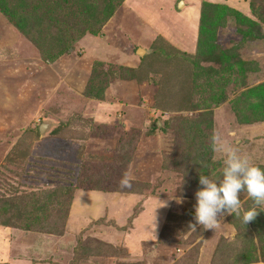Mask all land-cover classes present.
I'll use <instances>...</instances> for the list:
<instances>
[{
	"label": "rangeland",
	"instance_id": "rangeland-1",
	"mask_svg": "<svg viewBox=\"0 0 264 264\" xmlns=\"http://www.w3.org/2000/svg\"><path fill=\"white\" fill-rule=\"evenodd\" d=\"M202 1H114L110 13L99 12L91 20L95 31L85 32L66 52L47 62L32 39L0 12V197L74 184L78 176H86L99 165L112 174V183L127 175L144 186L133 193L93 190L88 185L77 188L62 235L46 232V220L39 230L5 225L15 209L2 205L0 263L69 264L78 239L83 240L80 264H177L180 260L181 264H264V211L247 224L235 214H224L213 229L197 225L185 233L187 244L158 241L167 212L193 216L195 198L177 194L191 149L210 150L207 176L212 179L220 178L228 148L264 169V115L250 122L238 112L241 107L253 114L245 105L264 102V24L258 20V26L249 27L229 17L216 26L213 43L218 49L234 48L241 59L254 60L259 67L246 78L238 73L229 77L219 100L220 64L208 47L200 48L198 43ZM207 1L227 4L253 18L254 12L264 16V0ZM32 4L26 0L30 32L60 35L50 9H34ZM244 32L256 38L249 40L251 34L246 35L238 47ZM155 42L160 43L156 56L152 53ZM167 44L193 55L194 64L181 62L176 50L166 49ZM138 48L145 52L138 54ZM146 55L144 70L156 72L160 63L164 69L148 79L140 70V81L133 69L140 67ZM196 64L202 68L198 73L194 72ZM161 77L167 84L159 103L175 107L184 103L183 110L162 112L156 107L155 81ZM254 86H261L263 97L255 90L237 105L233 103ZM70 118L87 123L85 138L50 135L54 126ZM153 121L163 129L149 133ZM42 122L49 126L41 135L23 138L27 149L23 145L12 149L26 129L39 128ZM81 145L82 158L92 168L78 172ZM164 165L169 169L164 170ZM239 198L241 211L254 206L246 192ZM162 201L167 206L154 210L153 231V209ZM133 211L136 215L130 221ZM99 243L121 246L127 254L91 253Z\"/></svg>",
	"mask_w": 264,
	"mask_h": 264
},
{
	"label": "trees",
	"instance_id": "trees-1",
	"mask_svg": "<svg viewBox=\"0 0 264 264\" xmlns=\"http://www.w3.org/2000/svg\"><path fill=\"white\" fill-rule=\"evenodd\" d=\"M29 2H34L30 7L37 9L38 7H42L41 9L48 8L50 9V19L53 20V24L57 26L60 35L48 36L41 35L36 32H30L29 27L26 23L28 19V14L30 10L27 8L26 0H0V12L3 13L10 21L14 22L15 25L20 28L21 31L26 33L31 39L32 42L38 47L41 59L44 62L51 61L56 58L58 55L66 52L69 47H71L72 42H75L80 36H82L85 32L95 31L92 28L93 23L91 20L94 16L100 12L110 13L112 11V6L114 1L117 0H28ZM38 8V9H39ZM249 11L254 12L249 5ZM255 15L253 18L251 15H244L239 12L237 9L233 7H228L227 4H220L216 2H211L204 0L201 3L200 9V23H199V34H198V43L199 47H208L210 55L213 54L215 59L219 62V67L217 72L219 75L218 86L219 92L217 94L218 98L221 99L223 96L222 89L226 84V81L229 77H232L233 74L238 73L240 77L246 78L248 72H257L259 67L254 60H243L241 57L236 55L234 48L227 49H218L217 45L213 42L216 40V26L219 22L225 23L227 18L234 19L237 24H244L249 27L258 26V20L264 24V16L252 13ZM99 19V18H98ZM97 19V22L100 21ZM94 20V19H93ZM252 33V32H251ZM251 33H243V38L240 40V43H237V46L243 45L245 41L246 35ZM257 34V33H256ZM60 36V38H59ZM256 36L251 34L248 36L249 40H254ZM158 42L153 43L152 53L156 56L157 51L159 49ZM166 49L176 50L173 46L167 44L165 45ZM199 50V49H198ZM151 53V52H150ZM174 53L179 54L177 59L181 62L186 63L187 65L194 64L193 55L184 54V52H178V50L174 51ZM148 54V52L146 53ZM147 56L141 58L140 67L133 69L136 73L135 76L141 81L142 77L138 75V71L144 70L146 68L145 62ZM152 56V55H151ZM195 73H198L202 70L201 66L195 65ZM157 71H153V69H146L143 71L145 77L144 79H148L150 74L160 73L164 66L160 63L157 66ZM96 72V70H94ZM112 73V72H111ZM105 76L109 75V72L103 73ZM116 75V74H115ZM113 75V77H117ZM119 77L123 76L121 74H117ZM112 77V78H113ZM151 78V77H150ZM149 78V79H150ZM152 79V78H151ZM158 83V90L154 95L155 105L162 112L164 111H179L183 110L186 106L185 104H180L178 106H167L160 104L158 99L163 91V86L165 85L166 79L159 78L155 81ZM182 85H185L182 83ZM89 87V85H88ZM261 86H254L251 89L245 90L238 98L234 100V104H238L241 99H245L248 94L252 91L260 90ZM90 91V89H88ZM180 92V91H179ZM183 92V91H182ZM259 93L263 97L262 90ZM180 94V93H178ZM183 95V94H182ZM188 94L183 97H187ZM217 104L218 102L215 101ZM154 105V106H155ZM196 107L194 104H190V108ZM246 108H249L253 114L249 111H243L240 107L238 112L240 114L246 115L249 118L250 122H255L260 120L264 115V102H254L245 105ZM252 114V115H249ZM86 121V120H85ZM164 127H167L168 121L164 119L162 121ZM87 123L79 122L77 118H70L65 121L60 122L56 126H54L50 135L58 138L64 137H74L78 138V135H82L85 138L84 133H86ZM150 132H154L155 129H163L158 128V124L156 121H153L151 124ZM79 133V134H78ZM148 133V134H149ZM38 137L39 130L38 128H30L26 129L21 137L16 141L12 149L17 147H22L23 138L27 137ZM79 139V138H78ZM24 146V145H23ZM25 147V146H24ZM26 148V147H25ZM82 148L83 145L80 146L79 160H78V172L81 170H86L87 167L92 168L91 165L82 158ZM27 149V148H26ZM198 151V150H197ZM194 149L189 151V160L184 165V178L183 184L180 188L177 189V194L185 197L194 198V192L198 189V177L200 174L207 175L208 173V164L210 159V150L197 152ZM116 151L114 152V154ZM116 155V154H115ZM92 169L86 176L81 175L78 176L76 183L69 184L67 186H57L53 189H45L40 191L39 193H24V194H13L10 196L0 197V217L3 215L1 212V206L7 205L9 208L15 209V212L12 216H8L3 224L11 225L14 227H18L24 230H39L40 225L43 221H47V227L45 228L46 232L62 235L65 229V221L66 217L70 210L71 200L73 194L77 188L89 186L90 189L93 190H102V191H119L126 193H133L140 191L142 184H139L136 180H130V184L128 187H121L119 181L112 183V174L104 168ZM164 170H168L169 167L163 166ZM94 170V171H93ZM87 180V181H86ZM108 181V182H104ZM86 181V182H84ZM148 183L146 184V188L148 187ZM49 206H46V205ZM136 211H133L131 215L128 216L130 221L136 215ZM127 218V219H128ZM99 221V220H98ZM194 223L193 216L189 213L184 215H176L174 212H167L165 215V219L162 225V228L158 235L159 242H170L172 244L184 243L187 244L188 237L183 238L185 233L189 232L192 227H189V223ZM184 239V240H183ZM83 240L76 239V243L73 246V257L69 264H78L81 259L79 256L83 251V245L81 243ZM91 253L102 256H117V255H126L127 252L121 246H115L109 243H99ZM90 254L86 253V256ZM264 254V252H263ZM84 259V258H83ZM82 259V260H83ZM81 260V261H82ZM80 261V262H81ZM181 261L177 264H181ZM188 264V262H185ZM3 264V263H0ZM80 264V263H79ZM115 264H145L143 261L136 262H122L116 261ZM191 264V263H190ZM221 264H231V263H221ZM238 264V263H235ZM240 264V263H239Z\"/></svg>",
	"mask_w": 264,
	"mask_h": 264
},
{
	"label": "clouds",
	"instance_id": "clouds-1",
	"mask_svg": "<svg viewBox=\"0 0 264 264\" xmlns=\"http://www.w3.org/2000/svg\"><path fill=\"white\" fill-rule=\"evenodd\" d=\"M198 183L200 187L194 192V223H189V227L193 229L197 225L203 226V229H213L224 214H235L247 224L255 218L258 211H264V169L252 164L234 148L225 150L219 179L200 174ZM119 184L121 187L129 186L127 175L121 177ZM241 192H246L253 207L241 211ZM176 202L180 203V198ZM166 206L167 202L162 201L153 209V231L156 227L154 210Z\"/></svg>",
	"mask_w": 264,
	"mask_h": 264
},
{
	"label": "water",
	"instance_id": "water-1",
	"mask_svg": "<svg viewBox=\"0 0 264 264\" xmlns=\"http://www.w3.org/2000/svg\"><path fill=\"white\" fill-rule=\"evenodd\" d=\"M137 52H138V54H143L145 51L142 49V48H138L137 49ZM49 126V124L48 123H46V122H42L40 125H39V128H38V130H39V134L41 135L45 130H46V128Z\"/></svg>",
	"mask_w": 264,
	"mask_h": 264
}]
</instances>
